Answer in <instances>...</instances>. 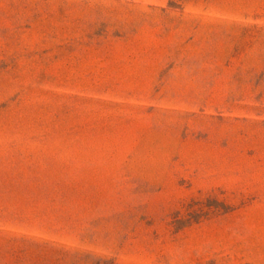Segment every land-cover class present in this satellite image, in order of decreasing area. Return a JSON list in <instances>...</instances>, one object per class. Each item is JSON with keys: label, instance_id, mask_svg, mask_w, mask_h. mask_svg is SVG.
Segmentation results:
<instances>
[{"label": "rangeland", "instance_id": "1", "mask_svg": "<svg viewBox=\"0 0 264 264\" xmlns=\"http://www.w3.org/2000/svg\"><path fill=\"white\" fill-rule=\"evenodd\" d=\"M0 264H264V0H0Z\"/></svg>", "mask_w": 264, "mask_h": 264}]
</instances>
